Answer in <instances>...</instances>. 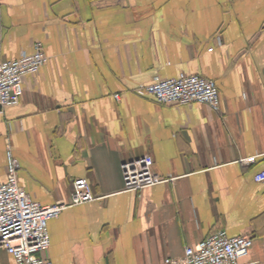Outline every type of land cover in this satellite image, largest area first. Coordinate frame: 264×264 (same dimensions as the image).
<instances>
[{
	"label": "crops",
	"instance_id": "1",
	"mask_svg": "<svg viewBox=\"0 0 264 264\" xmlns=\"http://www.w3.org/2000/svg\"><path fill=\"white\" fill-rule=\"evenodd\" d=\"M36 43L46 62L0 109V181L9 150L35 201L88 185L48 221L43 257L156 264L225 230L264 262V0H0V60ZM181 72L211 79L220 109L137 92ZM144 156L159 181L128 189L123 166ZM0 264L17 263L0 248Z\"/></svg>",
	"mask_w": 264,
	"mask_h": 264
},
{
	"label": "built area",
	"instance_id": "2",
	"mask_svg": "<svg viewBox=\"0 0 264 264\" xmlns=\"http://www.w3.org/2000/svg\"><path fill=\"white\" fill-rule=\"evenodd\" d=\"M46 60L40 43L35 44L32 53L0 60V108L19 102L23 75L37 73ZM137 92L152 96L162 104L200 102L214 110L220 109L215 83L198 74L181 72L177 76L157 78L139 87ZM241 160L254 163L255 157ZM18 169V160L8 150L6 179L0 181V248L11 254L17 264H53L42 256L50 245L48 221L56 218L65 207L86 200L87 181L82 178L73 181L69 203L42 204L31 199L19 185ZM123 173L128 189L138 190L159 181L152 173L151 158L147 156L125 162ZM254 180L264 181V169L254 175ZM13 224H16L17 234L4 232L5 227ZM9 231H13V226ZM251 245L250 236L228 235L225 230H218L201 239L195 247L186 246L181 256H165L156 264H264L259 260H243Z\"/></svg>",
	"mask_w": 264,
	"mask_h": 264
},
{
	"label": "bare ground",
	"instance_id": "3",
	"mask_svg": "<svg viewBox=\"0 0 264 264\" xmlns=\"http://www.w3.org/2000/svg\"><path fill=\"white\" fill-rule=\"evenodd\" d=\"M12 226H13V231H9V227H12ZM12 226L5 227V228H4V232H7V233H11V232H12L13 235L17 234V233H16V230H17V228H16V224H13Z\"/></svg>",
	"mask_w": 264,
	"mask_h": 264
},
{
	"label": "water",
	"instance_id": "4",
	"mask_svg": "<svg viewBox=\"0 0 264 264\" xmlns=\"http://www.w3.org/2000/svg\"><path fill=\"white\" fill-rule=\"evenodd\" d=\"M1 109V108H0Z\"/></svg>",
	"mask_w": 264,
	"mask_h": 264
}]
</instances>
